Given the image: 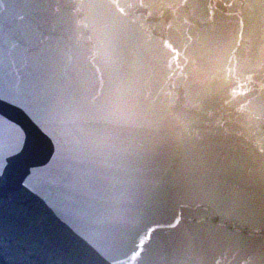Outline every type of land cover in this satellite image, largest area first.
I'll return each instance as SVG.
<instances>
[{
    "label": "water",
    "instance_id": "95a60500",
    "mask_svg": "<svg viewBox=\"0 0 264 264\" xmlns=\"http://www.w3.org/2000/svg\"><path fill=\"white\" fill-rule=\"evenodd\" d=\"M0 264H264V0H0Z\"/></svg>",
    "mask_w": 264,
    "mask_h": 264
}]
</instances>
